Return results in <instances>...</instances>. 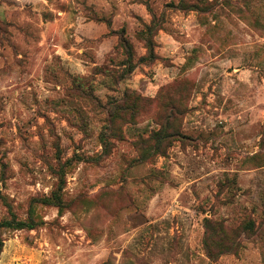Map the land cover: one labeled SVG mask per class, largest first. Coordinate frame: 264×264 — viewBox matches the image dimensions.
I'll list each match as a JSON object with an SVG mask.
<instances>
[{
    "label": "rangeland",
    "instance_id": "1",
    "mask_svg": "<svg viewBox=\"0 0 264 264\" xmlns=\"http://www.w3.org/2000/svg\"><path fill=\"white\" fill-rule=\"evenodd\" d=\"M4 221L0 264H264V0H0Z\"/></svg>",
    "mask_w": 264,
    "mask_h": 264
},
{
    "label": "trees",
    "instance_id": "2",
    "mask_svg": "<svg viewBox=\"0 0 264 264\" xmlns=\"http://www.w3.org/2000/svg\"><path fill=\"white\" fill-rule=\"evenodd\" d=\"M144 38H143V41L145 42V40H147V37L145 38V36H143ZM152 43V42H151ZM146 46H147V48L148 49H151V46H150V44H149V42L147 41L146 42ZM151 58H153V53L151 54V56H150ZM169 127V125H167V127H166V130H165V133H166V131H167V128ZM1 225H7V226H11V225H13L12 224V222L11 221H4V222H1L0 223ZM15 226L17 227V228H23V227H25V226H27V222H23V221H19V222H17L16 224H15ZM252 223H248L247 224V228H252Z\"/></svg>",
    "mask_w": 264,
    "mask_h": 264
}]
</instances>
